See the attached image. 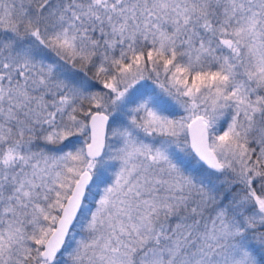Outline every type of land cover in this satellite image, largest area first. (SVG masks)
Segmentation results:
<instances>
[{"label": "snow or ice", "instance_id": "obj_1", "mask_svg": "<svg viewBox=\"0 0 264 264\" xmlns=\"http://www.w3.org/2000/svg\"><path fill=\"white\" fill-rule=\"evenodd\" d=\"M0 264H264V0H0Z\"/></svg>", "mask_w": 264, "mask_h": 264}]
</instances>
